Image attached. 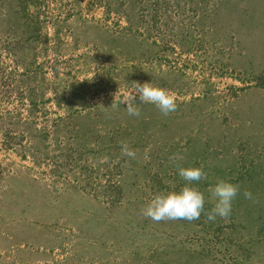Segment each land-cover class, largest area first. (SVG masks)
<instances>
[{"label":"rangeland","instance_id":"obj_1","mask_svg":"<svg viewBox=\"0 0 264 264\" xmlns=\"http://www.w3.org/2000/svg\"><path fill=\"white\" fill-rule=\"evenodd\" d=\"M150 80L175 111L110 106ZM189 165L200 218L144 217ZM0 264H264V0H0Z\"/></svg>","mask_w":264,"mask_h":264},{"label":"clouds","instance_id":"obj_2","mask_svg":"<svg viewBox=\"0 0 264 264\" xmlns=\"http://www.w3.org/2000/svg\"><path fill=\"white\" fill-rule=\"evenodd\" d=\"M91 80V79H89ZM114 94L110 106L115 104L126 105L125 109L131 116H139L138 105L151 103L163 114L167 115L177 108L175 95L167 88L155 85L150 81H134V88L120 91ZM121 150L124 155L135 157L136 152L126 143H122ZM182 158L174 154L170 159ZM178 176L185 181L179 188L174 185L156 192L142 209L144 217L153 221L185 219L197 220L204 211L205 193L194 183L207 177L202 165L181 166L177 170ZM240 191V185L228 179H218L215 184L208 188V196L214 200L213 207L207 211V219L215 220L217 216L227 218L232 211V202ZM246 197H251V192L244 190Z\"/></svg>","mask_w":264,"mask_h":264}]
</instances>
